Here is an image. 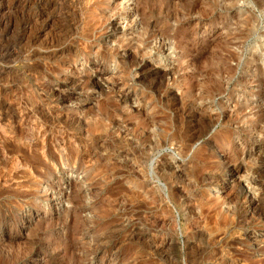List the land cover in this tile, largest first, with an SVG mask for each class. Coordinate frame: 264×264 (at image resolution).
<instances>
[{"label": "rangeland", "instance_id": "obj_1", "mask_svg": "<svg viewBox=\"0 0 264 264\" xmlns=\"http://www.w3.org/2000/svg\"><path fill=\"white\" fill-rule=\"evenodd\" d=\"M0 264H264V0H0Z\"/></svg>", "mask_w": 264, "mask_h": 264}]
</instances>
